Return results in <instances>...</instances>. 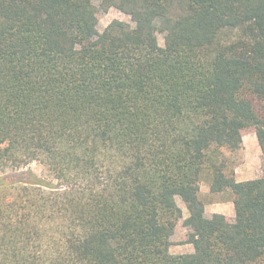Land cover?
<instances>
[{
	"label": "trees",
	"instance_id": "1",
	"mask_svg": "<svg viewBox=\"0 0 264 264\" xmlns=\"http://www.w3.org/2000/svg\"><path fill=\"white\" fill-rule=\"evenodd\" d=\"M0 264H264V0H0Z\"/></svg>",
	"mask_w": 264,
	"mask_h": 264
},
{
	"label": "rangeland",
	"instance_id": "2",
	"mask_svg": "<svg viewBox=\"0 0 264 264\" xmlns=\"http://www.w3.org/2000/svg\"><path fill=\"white\" fill-rule=\"evenodd\" d=\"M114 19H121L130 23H134L131 16L122 12L117 8H110L108 11L101 14L98 29L103 31ZM160 45L165 44V35L158 31L157 32ZM234 160L236 171L240 173L239 178L241 179H253L262 176L263 174V151L257 139L255 132L247 130L244 134V141L242 148L232 155ZM24 171L31 170L35 175L42 177H49L47 169L39 161H32L23 168ZM15 176L20 173L18 171L13 172ZM22 175L18 176L21 177ZM28 177V175L23 176ZM238 179V178H237ZM200 197L204 202V205L210 204L216 200H230L232 194L230 191L213 195L210 193V178L205 175L202 180V189ZM179 205L183 209V218L180 220L176 229V242L172 245L171 251L173 253H187L193 252L194 246L190 243H182L187 234V228L184 226V219L189 215L188 209L181 197L177 198Z\"/></svg>",
	"mask_w": 264,
	"mask_h": 264
},
{
	"label": "crops",
	"instance_id": "3",
	"mask_svg": "<svg viewBox=\"0 0 264 264\" xmlns=\"http://www.w3.org/2000/svg\"><path fill=\"white\" fill-rule=\"evenodd\" d=\"M239 175H240V173L237 170L236 176H237L238 180H245V179L239 178ZM205 209H206V213L208 215H212L214 213H222V214H225L226 216H228L230 218L235 217V206H234L233 199L216 200L214 202H211L210 204H207L205 206Z\"/></svg>",
	"mask_w": 264,
	"mask_h": 264
}]
</instances>
